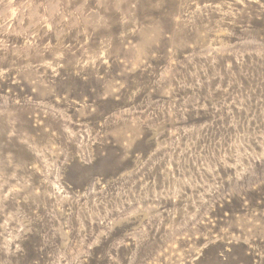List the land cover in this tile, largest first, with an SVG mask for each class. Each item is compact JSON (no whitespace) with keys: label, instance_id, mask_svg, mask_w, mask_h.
I'll return each mask as SVG.
<instances>
[{"label":"rangeland","instance_id":"rangeland-1","mask_svg":"<svg viewBox=\"0 0 264 264\" xmlns=\"http://www.w3.org/2000/svg\"><path fill=\"white\" fill-rule=\"evenodd\" d=\"M0 264H264V0H0Z\"/></svg>","mask_w":264,"mask_h":264}]
</instances>
